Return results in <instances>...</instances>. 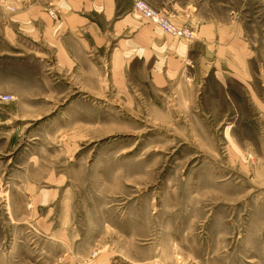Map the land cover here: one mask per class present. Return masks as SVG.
<instances>
[{
    "label": "rangeland",
    "instance_id": "rangeland-1",
    "mask_svg": "<svg viewBox=\"0 0 264 264\" xmlns=\"http://www.w3.org/2000/svg\"><path fill=\"white\" fill-rule=\"evenodd\" d=\"M25 1L59 18L60 0ZM121 20L68 61L0 57L22 74L1 80L22 94L0 100V264H264V31L248 83L157 87Z\"/></svg>",
    "mask_w": 264,
    "mask_h": 264
},
{
    "label": "crops",
    "instance_id": "crops-1",
    "mask_svg": "<svg viewBox=\"0 0 264 264\" xmlns=\"http://www.w3.org/2000/svg\"><path fill=\"white\" fill-rule=\"evenodd\" d=\"M17 1L0 0V57L10 53L31 55L44 47L47 52L57 48V56L71 60L72 53L86 49L87 38L101 46L100 17L121 16V22L127 23L120 25L130 34L123 43L128 65L135 60L141 62L148 79L157 87L183 79L206 88L211 77L225 86L229 82L248 83L253 79L254 55L246 36L249 31H264V21L258 23L259 29L257 23L246 22L252 9H256L257 16H264V0L255 7L251 0H145L172 15L178 25L191 27V40L174 38L155 24L141 23L134 28L130 23L134 19L128 16L132 15L135 0L129 6L119 0H60L55 7L57 20L47 6ZM21 79V71L15 66L1 65L0 94H22L14 84L1 82Z\"/></svg>",
    "mask_w": 264,
    "mask_h": 264
},
{
    "label": "built area",
    "instance_id": "built-area-1",
    "mask_svg": "<svg viewBox=\"0 0 264 264\" xmlns=\"http://www.w3.org/2000/svg\"><path fill=\"white\" fill-rule=\"evenodd\" d=\"M133 9L136 13L149 19L163 32L169 34L174 38L191 40L194 37V31L191 27L178 25L176 22L173 21L172 15H170L166 11L152 7L145 0H135ZM11 99H13L12 95L0 94V100L6 101Z\"/></svg>",
    "mask_w": 264,
    "mask_h": 264
}]
</instances>
